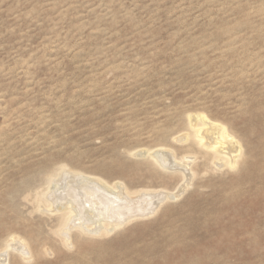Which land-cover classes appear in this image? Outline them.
Returning a JSON list of instances; mask_svg holds the SVG:
<instances>
[{
    "label": "rangeland",
    "instance_id": "obj_1",
    "mask_svg": "<svg viewBox=\"0 0 264 264\" xmlns=\"http://www.w3.org/2000/svg\"><path fill=\"white\" fill-rule=\"evenodd\" d=\"M195 112L240 140L238 170L175 140ZM157 147L192 156L196 176L151 216L95 236L38 203L63 164L174 193L185 179L133 153ZM1 250L7 264H264V0H0Z\"/></svg>",
    "mask_w": 264,
    "mask_h": 264
},
{
    "label": "bare ground",
    "instance_id": "obj_2",
    "mask_svg": "<svg viewBox=\"0 0 264 264\" xmlns=\"http://www.w3.org/2000/svg\"><path fill=\"white\" fill-rule=\"evenodd\" d=\"M187 120L188 124L185 127L187 130L175 140L184 143L188 141L197 145L203 153L208 155L207 165L213 166V170L226 168L236 171L239 169L243 146L225 124L210 119L204 112L189 114ZM150 150L141 149L138 152L133 151V153L136 154L135 156H143L146 153L151 158L153 165L161 171L170 175L178 173L181 179H185L179 190L168 193L155 188L133 189L123 182V184L120 182L109 183L106 179L98 176L85 173L79 175L80 171L70 169L63 164L53 174L47 176L44 190L38 195V203L44 202L51 211L62 212L61 227H77L82 232L95 236L109 234L133 218L151 216L167 199H177L181 196L195 178L196 171L192 167L190 159L193 157L190 155L179 156L174 149L168 147H157L155 150ZM115 188H117L116 191ZM68 195H75L76 198ZM245 211L253 212V206H246ZM73 213L75 214L73 215ZM242 217L246 219L244 216ZM96 221L100 222L99 225L89 228ZM195 227H198V224ZM208 227L209 229H218L219 226L209 225ZM65 235L67 236V234ZM65 238L68 239V237ZM13 240L11 241L14 242ZM8 242L10 243V241ZM12 242L10 245H13V248L21 247L19 240L16 239L13 244ZM4 249L6 250V248ZM6 256L5 252L0 253V264L8 263H6Z\"/></svg>",
    "mask_w": 264,
    "mask_h": 264
}]
</instances>
